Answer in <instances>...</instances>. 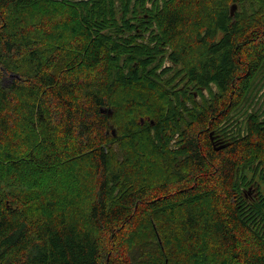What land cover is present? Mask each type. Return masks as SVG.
Wrapping results in <instances>:
<instances>
[{
    "label": "trees",
    "instance_id": "1",
    "mask_svg": "<svg viewBox=\"0 0 264 264\" xmlns=\"http://www.w3.org/2000/svg\"><path fill=\"white\" fill-rule=\"evenodd\" d=\"M0 66V264H264V0H0Z\"/></svg>",
    "mask_w": 264,
    "mask_h": 264
},
{
    "label": "rangeland",
    "instance_id": "2",
    "mask_svg": "<svg viewBox=\"0 0 264 264\" xmlns=\"http://www.w3.org/2000/svg\"><path fill=\"white\" fill-rule=\"evenodd\" d=\"M74 1H86V0H74ZM166 65H168V64H166ZM9 76L11 79L12 78L11 75H9ZM7 83H9V78L6 79L4 82L5 85H7ZM253 94H255V96L251 100V103L249 105H247L246 107H244V109L242 110L241 113L235 112L231 115L230 119H232V120L229 122V124H231L234 121H238V125L240 124L242 126L243 121L245 123L244 117H246V114H250L252 112H258L260 115V119L261 120L264 119V69L258 74V76L255 80L252 95ZM223 123H221L220 125L221 126H228L229 125L228 123H225L223 125ZM241 130H244V129H241ZM233 132H235V131L233 130ZM213 135H214V133H213Z\"/></svg>",
    "mask_w": 264,
    "mask_h": 264
},
{
    "label": "water",
    "instance_id": "3",
    "mask_svg": "<svg viewBox=\"0 0 264 264\" xmlns=\"http://www.w3.org/2000/svg\"><path fill=\"white\" fill-rule=\"evenodd\" d=\"M234 9H235V7L234 8L233 7L231 8V14H233ZM11 77H13V76L11 75ZM15 77H18V76H15ZM210 140H211L212 146L215 149V151H218V150L222 149L225 146L222 142H219V143H215L214 142L213 132H210ZM217 144H218V146H217Z\"/></svg>",
    "mask_w": 264,
    "mask_h": 264
},
{
    "label": "snow or ice",
    "instance_id": "4",
    "mask_svg": "<svg viewBox=\"0 0 264 264\" xmlns=\"http://www.w3.org/2000/svg\"><path fill=\"white\" fill-rule=\"evenodd\" d=\"M233 8H234V6H233ZM3 68H2V66H0V91H2L3 90V87L5 86L4 85V81H5V79H6V77H4L3 76ZM53 104H55L56 103V101H51Z\"/></svg>",
    "mask_w": 264,
    "mask_h": 264
}]
</instances>
